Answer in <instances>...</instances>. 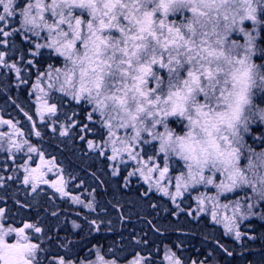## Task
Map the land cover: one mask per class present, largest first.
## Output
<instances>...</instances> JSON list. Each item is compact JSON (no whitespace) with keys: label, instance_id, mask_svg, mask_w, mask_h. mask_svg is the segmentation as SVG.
I'll return each mask as SVG.
<instances>
[{"label":"snow or ice","instance_id":"snow-or-ice-1","mask_svg":"<svg viewBox=\"0 0 264 264\" xmlns=\"http://www.w3.org/2000/svg\"><path fill=\"white\" fill-rule=\"evenodd\" d=\"M97 24L89 0H0V93L15 113L0 114V264H264V122L237 130L227 161L202 162L168 147L193 135L183 109L116 127L92 95L148 93L130 61L95 50ZM85 57L93 87L75 84Z\"/></svg>","mask_w":264,"mask_h":264},{"label":"clouds","instance_id":"clouds-1","mask_svg":"<svg viewBox=\"0 0 264 264\" xmlns=\"http://www.w3.org/2000/svg\"><path fill=\"white\" fill-rule=\"evenodd\" d=\"M89 8L98 22L95 50L106 60L130 61V80L145 78L147 99L133 91L126 103H117L107 86L92 95L94 104H106L105 111L115 114L116 127L126 124L143 132L157 108L183 109L193 135L168 147L202 162L227 161V141L236 138L237 130L245 123L264 122V58L256 59L264 54V0H89ZM40 24L48 27L45 21ZM101 27L110 29L102 38ZM161 56L166 72L158 67ZM85 60L76 68L75 84L83 87L87 80L93 87V63ZM258 168L264 174V165Z\"/></svg>","mask_w":264,"mask_h":264},{"label":"trees","instance_id":"trees-1","mask_svg":"<svg viewBox=\"0 0 264 264\" xmlns=\"http://www.w3.org/2000/svg\"><path fill=\"white\" fill-rule=\"evenodd\" d=\"M262 34H264V32H262ZM262 42H264V41H262ZM10 103H11V101H7V102H6L5 95L2 94V93H0V114L4 115L5 118H8V113H11L12 115H15V113L12 112V109H11V107L9 106ZM258 127H259V124L255 125V126L253 127V130H256V128H258ZM246 138H247V137H246ZM65 155H68V154L66 153ZM1 157H2L3 160H4V157H3L2 154H0V158H1ZM243 157L246 159L245 156H243ZM3 163H4V162H3ZM241 168H243V165H241ZM3 174H4V170H0V175H3ZM9 203L12 205V202H11V201H9ZM257 223H259V222H257ZM258 230H259V229H258ZM258 246H259V245H256L255 247H258ZM229 264H241V262H239V261H229Z\"/></svg>","mask_w":264,"mask_h":264},{"label":"rangeland","instance_id":"rangeland-1","mask_svg":"<svg viewBox=\"0 0 264 264\" xmlns=\"http://www.w3.org/2000/svg\"><path fill=\"white\" fill-rule=\"evenodd\" d=\"M261 99H262V102H264V98H261ZM257 124H259V122H257ZM244 156L246 157V159L244 157H243V159L246 162L249 154L245 152ZM252 158H253V160H255L254 156ZM3 162H4V160L1 157L0 158V170H3ZM0 195H2V190H0ZM9 195H11V196L19 195V196L23 197L24 193L22 191L17 193L15 188H11V189H9ZM8 207L12 208V205L9 203ZM12 210L15 211V209H12ZM22 215H27V213H22ZM180 223L187 224V221L182 220V221H180ZM46 224H55V221H47Z\"/></svg>","mask_w":264,"mask_h":264}]
</instances>
